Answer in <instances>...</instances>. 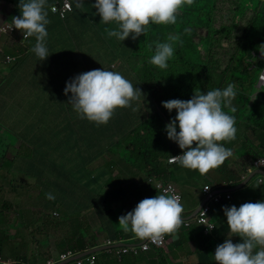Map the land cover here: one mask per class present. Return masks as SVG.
Wrapping results in <instances>:
<instances>
[{"label": "crops", "instance_id": "0c3cea01", "mask_svg": "<svg viewBox=\"0 0 264 264\" xmlns=\"http://www.w3.org/2000/svg\"><path fill=\"white\" fill-rule=\"evenodd\" d=\"M58 1L61 0H47L46 10L49 23L46 25L48 32L46 47L49 57L46 60L41 61L30 51L36 43L34 37L23 39V35L19 30H16V33L11 36H0V60L6 56H15L14 58L17 57L18 59L12 64L0 63V257L3 260L15 261L11 264H47L50 258L58 257L59 254L67 252L63 251L65 247L64 241L61 240L63 231L60 233L59 230L49 232V228L45 223H48L52 218L46 216L50 205L53 206L51 214L60 222L67 220L68 216L66 219L61 217L59 210L55 207L57 199L49 200L45 194H53L57 191L58 184H66L69 180L73 181L69 192H82V185H75L76 182L74 181L75 175L80 173L81 170L84 171L86 181L89 179L92 185L90 188L97 189L93 186L91 180H94L102 172H112L109 164L116 161L114 157L112 158V155L115 154L110 149L99 148L104 153L97 157L93 154L94 149L91 153L88 149H84L82 152L83 149H79L76 145L77 138L74 134L72 136L66 135L64 121L57 120L55 126L51 125L52 120L47 122L50 127L46 126L47 129L39 134V149H36L28 138V135L30 136L27 131L29 129L27 126L29 114L34 112L39 105V102H37L38 105L35 106L32 101L33 96L39 93L38 89L43 92L45 97H48L52 90L54 97L65 98L64 89L68 81L82 73L97 69V60L92 61L91 53L87 54V49L90 51L93 47L92 42H82L79 35L85 36L87 34L85 32L81 33L80 27L82 25L94 26L96 16L99 17L93 7L96 0H72L74 11L69 14L67 19H63L59 14L53 12L52 9ZM19 2L20 0H0V26L5 22L10 24L12 17L20 15ZM92 2L94 3L92 4ZM87 10L91 14V18L87 14ZM112 39L118 41L114 37ZM138 44L139 41L136 42V40L130 38V46L126 44L125 40L119 41L118 49L129 48L130 55ZM108 54L111 55L112 60L115 56L118 58L117 47H110ZM125 68L128 72L129 68L126 63ZM131 76L135 87L141 89L146 100H148V97L151 98L147 90L137 84L132 73ZM29 101L30 106H28ZM163 102L161 99L159 101L151 99L149 101L150 108H159L160 112L164 113ZM47 108L45 105L43 109L47 110ZM61 110L64 114L63 108ZM118 111L119 109H116L114 114H118ZM135 113L140 115L143 110ZM13 120H16V129L10 126V121ZM16 123L13 124L16 125ZM248 134L244 138H251L252 141L247 142V146L238 145L230 149L232 152L238 151L226 159L222 165L210 170L205 175H201L198 170L183 168L179 164L168 166V168L174 167L176 169L177 182L174 180L171 182H174L178 189L179 187L184 189L186 191L184 194L191 200H195L194 194L196 193L198 198L204 195L203 190H198L195 185L203 188L205 185H216L225 193L228 191L231 193V199H225L223 205H218L217 209L215 208L218 211L215 214L217 229L208 235L203 233L206 238L205 245L209 242L223 244L229 238L227 220L223 212L224 207H232L237 203L236 207L239 208V205L248 203L250 200H252L251 203L264 201V188L263 190L260 187L256 188V185H261L257 180L258 176H264L257 173L259 170L249 171L250 161L254 158L253 155L264 150V142L258 134L253 133L249 136ZM13 143L18 144L17 149H14ZM25 145L28 146L25 153L27 157L21 156L18 152L23 150ZM222 145L225 147V144ZM68 150H73L74 156L69 157ZM109 154L110 156L104 158L103 163L99 164L98 160ZM166 164L168 165L167 162ZM115 171H118L117 175L124 180L126 185L110 186L103 189V192L119 189L122 194L129 195L125 200L126 204L116 207L119 218L132 211L141 200L149 198L146 194L147 189L144 187L149 182L147 174L134 168L133 164H130L127 168H117ZM115 177L117 178L116 175ZM20 178L22 181L19 184ZM248 179L250 180L248 181ZM234 189L236 190L234 191ZM135 192H141L142 196L140 198L133 197L132 195ZM39 193L44 199L36 198ZM62 202L70 204L71 200L64 197ZM199 205L200 203L197 204V207ZM189 210L190 207L187 204V211ZM56 212L59 215H56ZM37 220L41 224L37 229H34L33 224ZM194 225L196 224L192 226ZM196 230L200 232L202 228L196 225ZM124 234H129L127 240L138 239L131 231L121 233L122 236ZM197 234L191 231L190 228L179 230L170 243L184 244V238L192 236L193 239L188 242V246L192 253H195L196 241L200 244L202 242ZM110 236L111 233L107 231V237L99 245H102L103 241L109 239ZM231 239L233 243L242 242L238 236H232ZM23 245L28 248L18 252L17 249ZM84 245H86V248L90 246L88 243ZM88 248L92 249L91 247ZM204 248L208 253H195V258L191 260H189V257L185 259L178 256L177 249L174 253H140L136 259L138 264H160V262L164 264H199L200 255H205L204 260L208 264H217L214 259L215 251L210 253L206 246ZM106 251L96 253L98 264L122 263L117 259L115 253H105ZM28 252H32V255L30 256ZM106 255L110 256L111 260ZM192 255L187 253L185 256L193 257ZM127 264L130 263L127 262Z\"/></svg>", "mask_w": 264, "mask_h": 264}, {"label": "trees", "instance_id": "16d2710c", "mask_svg": "<svg viewBox=\"0 0 264 264\" xmlns=\"http://www.w3.org/2000/svg\"><path fill=\"white\" fill-rule=\"evenodd\" d=\"M100 19L96 16L95 25ZM168 27L169 35H174L173 32L176 31L190 45H186L187 42H185L184 45L179 46L176 58L172 57L168 61L166 69H160L150 63L155 51L154 35H149L146 40L142 35L133 52L122 58L135 76L137 84L147 90L151 97H148V100L187 101L192 98L194 91L206 93L213 89H223L229 83H233L236 85V95L232 106L236 111L231 113L227 108L224 111L235 117L237 131L234 140L223 141V143H230L231 147L240 145L241 137H246L248 134L246 130L248 127H245L244 131L241 125L252 127V132L258 134L264 142V92L259 95L248 112L246 111L250 94L258 85V80L264 71V58L261 57L258 49L261 44H264V0H194L191 6L184 5L178 10L177 23ZM150 37H152V47L146 50L145 41L147 42ZM199 48L205 49V55H202ZM118 59L119 56L118 58L115 56L113 62ZM127 109L129 108L119 109L118 114H115V117L111 118L106 125L97 126L94 122L88 121L92 125L94 138H91L87 131L83 132L82 127L83 141L78 137L76 142L77 147L83 149L82 152L88 149L91 153L96 147V152H93L95 157L104 153L99 148L110 149L116 155V161L109 164L112 172H102L91 180L93 186L97 188L93 189L90 188L92 185L89 179L86 181L84 171L81 170L74 178L75 185H82L80 196L76 193L77 191L70 192L72 198H67L64 193V197L68 200H79L78 216L80 212L94 211L102 226L111 233L109 239L114 242L129 238V234L121 235L123 230L118 224L119 218L116 213V207L119 204H126L123 201L125 194H122L119 189L103 192L105 188L115 187L116 181L122 182L120 177H115V169L127 168L133 162L134 168L145 172L150 179L177 182L176 169L168 168L166 160L182 152L177 143L167 138L166 132V125L177 115L176 110L169 112L165 109L164 113L156 112L149 118H144L139 113L137 115L123 114ZM78 121L83 122L81 119ZM177 131H179L178 128ZM169 148L175 149L170 152ZM263 154L264 150L253 156L256 158ZM195 186L198 190H203V187ZM144 187L147 189L146 194L149 198L160 194L154 184L147 183ZM257 187L263 190L264 183L256 185ZM176 188L183 199L184 196L177 186ZM132 196L140 198L142 193L135 192ZM182 204L184 210L182 217H186L191 210L187 211V204L184 202ZM186 228L198 233L202 240L201 244L196 241L195 253H208L204 248L206 238L203 231L198 232L196 225L186 227L183 223L177 231L186 230ZM177 231L165 234L168 241L166 248H153L147 253H174L176 249L179 253H189L183 250L180 243H170ZM84 238L85 235L82 233L81 238H74L72 244L69 247L65 246L63 251L74 247L78 248L76 252H79L95 246L86 248ZM205 257L200 255L199 264H208L204 260ZM123 260L124 256L121 260L122 264H127V261Z\"/></svg>", "mask_w": 264, "mask_h": 264}, {"label": "clouds", "instance_id": "9594fccd", "mask_svg": "<svg viewBox=\"0 0 264 264\" xmlns=\"http://www.w3.org/2000/svg\"><path fill=\"white\" fill-rule=\"evenodd\" d=\"M193 2L194 0H96L93 7L102 23L116 24L115 29L106 30L107 36L122 42L130 36L136 40L144 35L150 23L176 24L178 10L184 5L191 6ZM46 5L47 0H20L18 5L20 15L12 17L10 24L5 22L0 26V30H3L6 24L11 29L19 30L23 39L34 37L36 43L30 51L41 61L49 57L46 47L48 36L46 25L49 23ZM177 42L182 44L179 35H169L167 42H155V51L150 63L160 69H166L168 61L174 55V44ZM151 47L149 45L150 49ZM258 49L261 57L264 58V44H261ZM16 60H18L17 57ZM263 76L262 74L261 78ZM261 87L264 88V86ZM235 89L236 85L229 83L223 89H213L206 93L194 91L192 98L187 101L174 99L162 103V107L169 112L176 110L177 115L166 125V132L167 138L177 143L182 150L181 153L166 160L168 165L179 164L183 168L198 170L201 175H205L232 156L230 149L235 146L231 147L230 143H223V141L235 139L236 121L235 117L224 109L227 108L229 112L235 113L236 109L232 106L236 95ZM69 93L71 96L67 104L72 106L73 111L81 119H87L98 126L106 125L116 109L131 108L133 102H140L143 97L141 90L134 87L121 73L103 68L82 73L68 81L64 95L68 96ZM132 110L136 111V108ZM222 144H225V147ZM148 182L154 184L160 194L141 200L132 211L120 216L118 220L123 231H131L141 240L151 239L156 242L163 235L174 233L182 223L184 225V221L190 220L189 216L193 215L203 201L206 205L209 203L208 200L221 195L223 200L220 203L210 202L209 204L211 208L209 218L216 226L211 232L213 233L217 229L215 214L218 211L216 209L218 205H223L227 199L226 195L231 196L230 191L225 193L216 185H205L211 188L210 192H206L207 189L204 190V186V195L200 198L198 208L188 216L182 217L183 199L180 203L179 195L171 188L161 190L158 188L159 183H171L175 187L176 184L154 178H148ZM45 195L49 200L55 199L52 193ZM223 212L227 220L229 238L216 247L214 259L217 264H264V201L244 203L239 208L224 207ZM55 214L58 215L57 212ZM199 227L202 231L204 230L202 226ZM232 236L240 237L242 242L233 243ZM257 248L259 250H256ZM4 261H7V264L15 262Z\"/></svg>", "mask_w": 264, "mask_h": 264}, {"label": "rangeland", "instance_id": "374dc122", "mask_svg": "<svg viewBox=\"0 0 264 264\" xmlns=\"http://www.w3.org/2000/svg\"><path fill=\"white\" fill-rule=\"evenodd\" d=\"M93 3L94 2H92V4ZM87 14L91 18V14L89 13L88 10H87ZM99 19H100V17H99ZM80 28H81V33H84V32L87 33L85 36L79 34L81 37V41L82 42L91 41L93 44V47L90 51H88V49H87V54L91 53L92 61L95 59L97 60V69L103 68L104 70H107V71L119 72L127 80H129L133 84V86L135 87L133 77L131 76V73H130V69L127 72V69L125 68V61L122 60V58H125L129 55L130 49L129 48L126 49L124 47L121 50L118 49L119 40L114 41V39L109 38L107 36L106 30L115 29L116 24L114 22L104 24L101 22V19H100L98 24H96L95 28L93 25H91V26L82 25ZM168 29H169L168 25H157V24L150 23L148 25L147 32L144 34V40H146L149 37V35L150 36L154 35V42H157V41H159L161 43L167 42L168 41V35H169V33L167 31ZM173 34L178 35L176 31H174ZM130 38H131V36L125 40L126 44H128V42H129V46H130ZM180 38L182 40V44L179 42L174 44V55H173L174 58H176L177 50L179 49V46L184 45L185 42H187L186 45H190L189 42L186 41L183 37L180 36ZM139 40H141V37L136 39V42H138ZM149 45H152V37H150L147 42L145 41L146 50L150 49ZM109 46L111 48L117 47L119 59L116 62H113L111 55L108 54V50H110ZM199 49L202 52V55H205V52H204L205 49L204 48H202V49L199 48ZM106 54H108V55H106ZM260 79H261V77L258 80V85L253 88V91L250 94L249 102L247 104V110H246L247 112L252 107L254 102H256L259 95L262 92H264L263 87L259 86ZM137 88L140 89L139 87H137ZM38 92L39 93L35 94L32 98V101H33L35 106H37L38 105L37 102H39L38 108L34 112L29 114V119H28V123H27V126L29 128L27 131H28V133H30V136L28 135V138L32 141V144H34L36 149H39V146H40L39 134L47 129L46 126L50 127V125H47V122H49L51 120H52L51 125L53 124L54 126H55L57 120H59L61 122L64 121V126H65L64 130H65V133L67 136H72V134H74L75 138L79 137L82 140L81 134H82V127H83V132L87 131L89 136L91 138H94L91 123H89L87 119H81L77 115V113L75 111H73L72 106L67 104L68 99L71 96V93H69V95L66 96L65 98H57V97L53 96L52 90L50 91L48 97H45L43 92L40 91L39 89H38ZM45 105L48 107L47 110L43 109L45 107ZM28 106H30V101L28 102ZM132 107L136 108V111H133L132 109H130V110L124 111L123 114H128L129 112H134V113H130V115H135L136 114L135 112H140L143 110V113H141V115L144 118H149L150 116L154 115L156 112H160L159 108H150L149 101L146 100L144 94H143V97L141 98L140 102H133ZM61 108H63L64 114H62ZM243 116H246V115L243 114ZM113 117H115V114L113 115ZM78 119H81V121H83V122H78ZM13 123H16V120L10 121V126L12 128L16 129L17 123H16V125H14ZM240 127L244 131H245V127H248V128H246V130L249 133L248 136L250 134L251 135L253 134V132H252L253 128L252 127H249L247 125H241ZM26 141H28V140H26ZM251 141H252L251 138L247 139V138L241 137L240 145L247 146V142L250 143ZM13 146H14V149H17L16 147H18V144L13 143ZM27 149H28V146L25 145L23 150L18 151V152L21 156L27 157L25 155V153L27 152ZM96 149L97 148H94L95 152H96ZM174 149L175 148H169L170 152L174 151ZM235 153H236V151L232 152V155H234ZM67 154L69 157H71L72 155L74 156L73 150H68ZM14 156H15V154H14ZM108 156H110V154L107 156H104V157L102 156L98 160L99 164L103 163L104 158H107ZM113 157H114V159H116L115 155H112V158ZM131 164H133V162ZM117 173H118V171L117 172L115 171V175L117 177H119L117 175ZM21 181L22 180L20 178L19 184L21 183ZM122 184H124V180H122V182L116 181V186H120ZM72 185H73V181H70V180L66 184H58L57 185V191L53 192V195L57 199V203H55L56 209L59 210V214L61 215V217L66 219V217L68 216V219L60 222V220H58L56 217H54L51 214V210L53 209V206L50 205L49 211L47 212L46 216L49 218L50 217H52V218L49 220L48 223H45L43 221V219H41L42 222L45 223V225L49 228V232H54L56 230H59V233H60L63 231V235L61 236V240L64 241L66 247H69L70 244H72L74 238H76V239L81 238L82 233L85 235V238L83 239L84 242L86 241L90 246L95 245L92 248H95L98 246H103L105 244V241H103L102 245H99V243L104 238L107 237V230L102 227L99 219L94 214V211L89 210V211H86L85 213L80 212V215L78 216V214H79L78 208H79V204H80L78 199L71 200L70 204H68L66 202H62V200L64 198L63 193H65V196L67 198H72V195L69 192L71 190ZM125 185H126V183L124 184V186ZM179 190L182 193V195L184 196L183 202L185 204L189 205V207L191 208L190 209L191 212L194 211L195 209H197L198 208L197 204H199V202H200L199 199L201 197L198 198V194L196 193V194H194L195 200H191L186 194H184V192H186L184 189L179 187ZM42 192H44V191H42ZM78 196H80V193L78 194ZM128 196L129 195L126 194L124 196L123 201H125L128 198ZM36 198L44 199L40 195V193L37 194ZM251 201L252 200H250L248 202H251ZM120 205L121 204H119L118 206H120ZM237 205L238 204L235 203V206H237ZM240 206L241 205H239V207ZM40 224H41V222L39 220H37V222L33 224L34 229H37ZM192 239H193L192 236H190V237L186 236L183 240L184 244H181V245L183 246V250H186L187 252L193 254L192 255L193 257L185 256V255H187V253H179L178 254L176 252L178 254V256L184 257L185 259H186V257H189V260L195 258V256H196L195 253H192L190 247L188 246V242L192 241ZM86 242H85V244H86ZM137 242H139V241H137ZM96 245H98V246H96ZM218 245H220V243H218V242H212V243L209 242L205 246L209 249L208 251L210 253H214V251L216 250V247ZM167 246H168V243H167ZM27 248L28 247L26 245H23L22 247H19L17 250H18V252H21L23 249H27ZM87 249H90V248H87ZM76 250H78V248L75 249L74 247H71L70 251L76 252ZM28 253L30 256L32 255V252H28ZM107 253H115V249H112V250L108 251ZM142 253H147V252H142ZM78 255L79 254H77L76 256H78ZM91 255L96 256L97 254H91ZM106 257H108V259L111 260L110 256L106 255ZM83 258H85V257L78 258V259L72 261L70 264H76V262L78 260L83 259ZM136 258H137V256H134L132 254H130V255L126 254V256L124 255L123 261H127L130 264H138V260ZM63 263H65V262H63ZM96 264H98V259H96ZM155 264H157V263H155ZM160 264H164V263L160 262Z\"/></svg>", "mask_w": 264, "mask_h": 264}, {"label": "built area", "instance_id": "2783aa9c", "mask_svg": "<svg viewBox=\"0 0 264 264\" xmlns=\"http://www.w3.org/2000/svg\"><path fill=\"white\" fill-rule=\"evenodd\" d=\"M53 12L56 14H59L63 19L67 18L69 16L70 13H72L74 11V5H73V1L72 0H61L58 1L56 3V5L53 7ZM2 26V25H1ZM16 33V29H11L9 28V26L6 24L3 27V30H0V36H11L14 35ZM16 60V58L12 57V56H6L4 57V59L0 60V63L4 62V63H12ZM261 79H264V77H262ZM264 170V154L260 155L258 157H256L253 161H252V165L249 171H254V170ZM258 182L260 184L264 183V177L260 176L258 179ZM160 187H158L160 190L163 188H171L172 190L175 191V193L177 195H179L180 197V203L182 201V196L181 194L178 192L177 188L171 184V183H159L158 184ZM207 189V190H205ZM204 190L206 192H210L211 188L209 186H205ZM227 199H230L231 196L230 194L226 195ZM223 200V197L221 195H216L213 198H211L210 200H208L209 203H207L206 205H204L202 207V209L197 213V215L190 219V220H186L184 221V225L186 227H190L191 225H193L194 223L202 226L204 228V233H211L214 229H215V223L212 222L209 218L210 215V202L217 204L220 203ZM205 214H203V213ZM139 241V242H137ZM116 243H126L128 244L127 246H123V247H118L115 248V254L117 256V259L119 261L122 260V257L126 254H133L135 256H138L140 253L142 252H147L153 248H166L167 247V239L166 236L163 235L159 240H157L156 242H153L151 239H146V241L144 242V240L141 239H137V240H123L121 239L120 241H112L110 239H107L105 241V244L103 246H112L115 245ZM81 251V252H85ZM81 252H73V251H67L65 253L59 254L58 257H52L48 260L47 264H59V263H63L66 262L67 260H70L72 258H74L77 254H81ZM85 258L80 259L76 262V264H96V256L95 255H88V256H84ZM7 261H4L0 258V264H7Z\"/></svg>", "mask_w": 264, "mask_h": 264}, {"label": "water", "instance_id": "95a60500", "mask_svg": "<svg viewBox=\"0 0 264 264\" xmlns=\"http://www.w3.org/2000/svg\"><path fill=\"white\" fill-rule=\"evenodd\" d=\"M263 75H264V71H263ZM264 77V76H263ZM259 86H264V79L260 80V83H259ZM257 173L259 174H262L264 175V170L261 169L259 171H257ZM251 179V178H250ZM248 179V181L250 180ZM236 189H234L235 191ZM205 204V201H203V203L200 205V207L193 213V215L189 216V219L193 218L194 214L197 213L200 208ZM146 240H144L145 242ZM128 244L126 243H116L115 245H112V246H100V247H97V248H93V249H90V250H87L85 252H82L81 254H79L78 256L70 259V260H67L65 263H59V264H70L72 261L78 259V258H82L84 256H88V255H91V254H96V253H100L102 251H109V250H112V249H115V248H118V247H123V246H127Z\"/></svg>", "mask_w": 264, "mask_h": 264}]
</instances>
